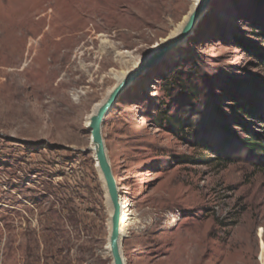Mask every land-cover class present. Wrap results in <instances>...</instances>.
<instances>
[{
	"label": "rangeland",
	"instance_id": "obj_1",
	"mask_svg": "<svg viewBox=\"0 0 264 264\" xmlns=\"http://www.w3.org/2000/svg\"><path fill=\"white\" fill-rule=\"evenodd\" d=\"M199 2L0 0V264H113L90 121ZM262 35L264 0H214L105 118L133 212L126 264H264V168L239 143L228 94L234 81L264 91L251 51Z\"/></svg>",
	"mask_w": 264,
	"mask_h": 264
},
{
	"label": "water",
	"instance_id": "obj_2",
	"mask_svg": "<svg viewBox=\"0 0 264 264\" xmlns=\"http://www.w3.org/2000/svg\"><path fill=\"white\" fill-rule=\"evenodd\" d=\"M214 0H201L199 5L189 14V19L182 31L173 39L168 41L158 51L151 54L129 73L122 80L118 81L117 86L111 91L97 112L91 118L89 129L91 130L93 143L95 145V160L98 169L103 177L105 187L108 193L111 208L113 210L110 215L109 223L111 232L109 241L111 245V256L113 264H126L120 245V218H121V193L115 179L112 166L110 164L106 144L103 136V124L107 115L111 112L116 102L128 87L142 74L154 69L170 52L177 49L189 39L194 33L196 26L211 7ZM89 152V151H88ZM107 223V222H106Z\"/></svg>",
	"mask_w": 264,
	"mask_h": 264
},
{
	"label": "trees",
	"instance_id": "obj_3",
	"mask_svg": "<svg viewBox=\"0 0 264 264\" xmlns=\"http://www.w3.org/2000/svg\"><path fill=\"white\" fill-rule=\"evenodd\" d=\"M264 36V35H262ZM254 56L264 65V47L252 48ZM233 86L229 88V99L233 104L234 117L232 118L236 127L245 132L246 137L239 139V143L251 154L257 157L259 167L264 168V129L255 131L252 123L245 121L243 118L255 119L264 124V91L254 81L252 83L232 82ZM237 88L241 89L239 93L233 92ZM247 91L246 95L243 91ZM227 118H224L226 120ZM168 124H175V119H167ZM224 130L234 137V132L230 125H225ZM236 218V217H235Z\"/></svg>",
	"mask_w": 264,
	"mask_h": 264
},
{
	"label": "bare ground",
	"instance_id": "obj_4",
	"mask_svg": "<svg viewBox=\"0 0 264 264\" xmlns=\"http://www.w3.org/2000/svg\"><path fill=\"white\" fill-rule=\"evenodd\" d=\"M200 1H201V0H200ZM199 3H200V2H199ZM199 3H198V5H199ZM198 5H197V6H198ZM197 6H196V7H197ZM196 7H195V8H196ZM195 8H194V9H195ZM194 9H192L191 12H192ZM189 14H190V13H189ZM188 19H189V15H188V17H187V19H186V21H185V23H184V26H185V24L187 23ZM184 26H183V28H184ZM183 28H182V29H183ZM182 29H181V31H182ZM181 31H180V32H181ZM180 32H179V33H180ZM179 33H178V34H179ZM178 34H177V35H178ZM177 35H176V36H177ZM176 36H174V37H176ZM174 37H173V38H174ZM173 38H171V39H173ZM171 39H170V40H171ZM170 40H169V41H170ZM165 44H166V43H165ZM165 44H164V45H165ZM162 47H163V45H162ZM160 48H161V47H160ZM160 48H159V49H160ZM159 49H158V50H159ZM158 50H157V51H158ZM141 63H142V62H141ZM139 65H140V64H139ZM136 67H138V66H136ZM136 67H135V68H136ZM135 68H134V69H135ZM134 69H132L129 73H131ZM129 73H128V74H129ZM128 74H127V75H128ZM127 75H125L124 77H126ZM124 77H123V78H124ZM123 78H121L120 80H122ZM120 80H119V81H120ZM116 86H117V85H116ZM105 99H106V98H105ZM102 103H103V102H102ZM99 107H100V106H99ZM99 107H98V108H99ZM97 110H98V109H97ZM96 112H97V111H96ZM95 114H96V113H95ZM95 114H94V115H95ZM92 117H93V116H92ZM90 123H91V121H90ZM90 131H91V130H90ZM91 138H92V134H91ZM92 143H93V139H92ZM93 146H94V152H95V145H94V143H93ZM121 199H122V198H121ZM120 201H121V200H120ZM126 202H127V198H124L123 201L121 202V207H122V208H121V218H120V233H124V232H126L129 228H131V227L133 226V219L131 218V217L133 216V212H132L131 210H129L127 206L124 207V204H125ZM122 210H123V211L125 210V212H122ZM112 213H113V210H112ZM105 225H106V224H105ZM109 243H110V241H109ZM120 245H121V243H120ZM110 248H111V245H110Z\"/></svg>",
	"mask_w": 264,
	"mask_h": 264
}]
</instances>
